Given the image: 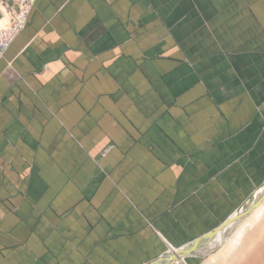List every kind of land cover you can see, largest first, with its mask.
<instances>
[{
  "label": "crops",
  "instance_id": "crops-1",
  "mask_svg": "<svg viewBox=\"0 0 264 264\" xmlns=\"http://www.w3.org/2000/svg\"><path fill=\"white\" fill-rule=\"evenodd\" d=\"M263 185L264 0L35 1L0 59V264H196Z\"/></svg>",
  "mask_w": 264,
  "mask_h": 264
},
{
  "label": "bare ground",
  "instance_id": "bare-ground-1",
  "mask_svg": "<svg viewBox=\"0 0 264 264\" xmlns=\"http://www.w3.org/2000/svg\"><path fill=\"white\" fill-rule=\"evenodd\" d=\"M263 197L264 186L249 205L248 212L245 209L234 214L229 223L202 243L197 249L199 253L207 254L220 248L203 264H264V203L254 212L251 210Z\"/></svg>",
  "mask_w": 264,
  "mask_h": 264
},
{
  "label": "built area",
  "instance_id": "built-area-1",
  "mask_svg": "<svg viewBox=\"0 0 264 264\" xmlns=\"http://www.w3.org/2000/svg\"><path fill=\"white\" fill-rule=\"evenodd\" d=\"M36 0H2L7 13L0 11V18L10 16V24L0 28V59L15 38L26 27L28 17ZM249 202V201H248Z\"/></svg>",
  "mask_w": 264,
  "mask_h": 264
},
{
  "label": "water",
  "instance_id": "water-1",
  "mask_svg": "<svg viewBox=\"0 0 264 264\" xmlns=\"http://www.w3.org/2000/svg\"><path fill=\"white\" fill-rule=\"evenodd\" d=\"M248 209V208H246ZM242 212L244 211V209L241 210ZM240 211V212H241ZM249 211V209L247 210V212ZM232 217H230L228 220L225 221V223H223L220 227H218L215 231H211L209 233H207L206 235L198 238V239H195L194 241H192L191 243H189L188 245H186L185 247H182V249H180V251H183V253H192V252H195V249L197 247H199V245L201 243H203L204 241L210 239L218 230H220L224 225H226L227 223L230 222ZM185 248V249H184ZM185 250V251H184Z\"/></svg>",
  "mask_w": 264,
  "mask_h": 264
},
{
  "label": "rangeland",
  "instance_id": "rangeland-1",
  "mask_svg": "<svg viewBox=\"0 0 264 264\" xmlns=\"http://www.w3.org/2000/svg\"><path fill=\"white\" fill-rule=\"evenodd\" d=\"M264 186V185H263ZM262 186V187H263ZM261 187V188H262ZM261 188H259L256 192H255V194L252 196V198L249 200V202L245 205V206H243L242 208H241V210L242 209H244V211H245V209L246 208H248L249 207V205H251V202H253V200L255 199V196H256V194L259 192V191H261ZM264 203V197L258 202V203H255V204H253V206L251 207V210L254 212L261 204H263ZM237 213H235V215H236ZM234 216V215H233ZM219 231V230H218ZM217 231V232H218ZM231 234V233H230ZM230 236V235H229ZM203 246V245H202ZM202 246H200V247H202ZM219 249L220 248H216V249H214V250H210V252L209 253H207V254H203V253H201L200 255V258H199V261L196 263V264H203L204 262H205V260H207L212 254H214V253H217L218 251H219Z\"/></svg>",
  "mask_w": 264,
  "mask_h": 264
},
{
  "label": "clouds",
  "instance_id": "clouds-1",
  "mask_svg": "<svg viewBox=\"0 0 264 264\" xmlns=\"http://www.w3.org/2000/svg\"><path fill=\"white\" fill-rule=\"evenodd\" d=\"M0 11L7 13V9L4 7L2 0H0ZM9 24H10V16L9 15H5L4 17L0 18V28H6L9 26ZM240 211H241V209L237 212H240Z\"/></svg>",
  "mask_w": 264,
  "mask_h": 264
}]
</instances>
